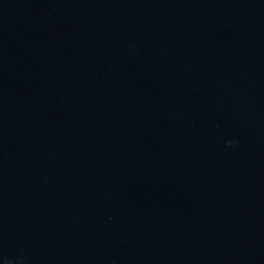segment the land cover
I'll list each match as a JSON object with an SVG mask.
<instances>
[{"label": "water", "instance_id": "water-1", "mask_svg": "<svg viewBox=\"0 0 264 264\" xmlns=\"http://www.w3.org/2000/svg\"><path fill=\"white\" fill-rule=\"evenodd\" d=\"M0 264H264V0H0Z\"/></svg>", "mask_w": 264, "mask_h": 264}]
</instances>
